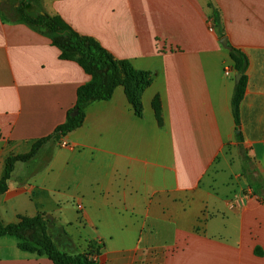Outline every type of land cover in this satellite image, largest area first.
<instances>
[{"label": "crops", "instance_id": "crops-1", "mask_svg": "<svg viewBox=\"0 0 264 264\" xmlns=\"http://www.w3.org/2000/svg\"><path fill=\"white\" fill-rule=\"evenodd\" d=\"M18 5L0 0V176L6 155L64 122L89 80L18 20ZM33 9L149 72L151 83L141 116L118 85L86 105L82 124L62 136L68 146L50 139L17 161L0 221L42 213L58 249L73 255L94 243L97 264H264V0H37ZM230 48L249 62L239 131L253 185L235 138ZM16 243L0 236V264H52Z\"/></svg>", "mask_w": 264, "mask_h": 264}, {"label": "trees", "instance_id": "trees-1", "mask_svg": "<svg viewBox=\"0 0 264 264\" xmlns=\"http://www.w3.org/2000/svg\"><path fill=\"white\" fill-rule=\"evenodd\" d=\"M35 3L37 0H19V5L16 8L18 20L47 36L52 45L59 50L60 59L75 61L89 75V80L77 87L75 103L67 111L64 122L56 126L47 136L35 140L27 152L5 156L3 171L0 176V196L7 190V181L15 163L27 161L48 140L57 141L79 127L83 122L84 109L88 103L97 100H109L115 87L121 85L135 115L141 116V95L151 83L149 72L135 69L126 59H115L94 38L78 34L59 16L49 15L39 9L34 10ZM211 18L215 23H218L215 9L211 11ZM229 57L235 75H240L231 96V112L236 130L235 138L238 142L242 172L250 185H253L248 171L250 167L255 169V166L242 148V137L239 131V104L246 87L249 62L247 55L237 48L229 49ZM151 106L155 119L160 124L161 109L157 96L153 97ZM74 109L76 111L72 114ZM260 185L264 187V182ZM255 193L259 194L258 188L255 189ZM261 197L264 201V196ZM0 236L14 237L19 250L36 256H46L52 264H97L93 256L98 255L100 251V246L94 243H91L88 251L73 255L58 249L47 233V219L42 213L34 216L20 215L15 222L6 224L0 221Z\"/></svg>", "mask_w": 264, "mask_h": 264}, {"label": "water", "instance_id": "water-1", "mask_svg": "<svg viewBox=\"0 0 264 264\" xmlns=\"http://www.w3.org/2000/svg\"><path fill=\"white\" fill-rule=\"evenodd\" d=\"M219 41L224 47H227L226 37L225 36L221 37ZM239 78H240V75L236 74L235 77H234L235 83H237L239 81ZM75 111L76 110L74 109L71 113L74 114Z\"/></svg>", "mask_w": 264, "mask_h": 264}, {"label": "built area", "instance_id": "built-area-1", "mask_svg": "<svg viewBox=\"0 0 264 264\" xmlns=\"http://www.w3.org/2000/svg\"><path fill=\"white\" fill-rule=\"evenodd\" d=\"M210 29H212V27H210ZM230 70H231L230 68H225V73L230 74ZM58 143L60 146H65V147L69 145L65 140L62 139V137L59 139Z\"/></svg>", "mask_w": 264, "mask_h": 264}, {"label": "rangeland", "instance_id": "rangeland-1", "mask_svg": "<svg viewBox=\"0 0 264 264\" xmlns=\"http://www.w3.org/2000/svg\"><path fill=\"white\" fill-rule=\"evenodd\" d=\"M238 153H239V156H240V152H239V150H238ZM249 171H250L251 174H255V173L252 171V168H251V167L249 168Z\"/></svg>", "mask_w": 264, "mask_h": 264}]
</instances>
